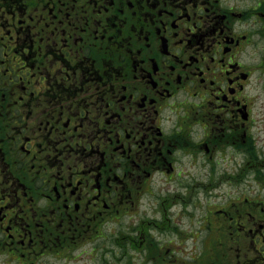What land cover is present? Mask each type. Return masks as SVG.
Here are the masks:
<instances>
[{
    "label": "flooded vegetation",
    "instance_id": "1",
    "mask_svg": "<svg viewBox=\"0 0 264 264\" xmlns=\"http://www.w3.org/2000/svg\"><path fill=\"white\" fill-rule=\"evenodd\" d=\"M253 90L264 0H0V264H264Z\"/></svg>",
    "mask_w": 264,
    "mask_h": 264
},
{
    "label": "rangeland",
    "instance_id": "2",
    "mask_svg": "<svg viewBox=\"0 0 264 264\" xmlns=\"http://www.w3.org/2000/svg\"><path fill=\"white\" fill-rule=\"evenodd\" d=\"M251 94L254 96L252 100L254 103L252 107V115L254 116V121H255V124L252 125L251 136L256 140V145L258 147L255 145V148H253L252 151V157L254 158L256 167H253L252 165L250 167V174H251L250 186H252L251 187L252 191L248 192V194L250 193L251 197H255L256 195L261 194L259 193V191L261 190L258 189V187L261 186L262 184L264 185V91L258 92L257 90L256 91L253 90ZM206 175L207 174L204 173L202 176L206 177ZM194 180L196 182L201 179H198L196 177ZM254 181H256L255 185H253ZM261 195L264 198V191L263 194ZM190 223L191 220L187 218L185 223L186 228L193 229V226H190ZM75 250L72 251L73 255L69 256V258H74L70 264H102L101 260H94L90 257V255L93 254L92 251H90V249L87 250L85 249L84 258H82V260L78 262L77 256H79V251H75ZM144 255H145V249L139 250L138 252L130 251L128 253L127 258L135 263L138 261H142V257H144ZM107 260H109V256ZM67 261H68L67 254L61 253L59 258V264H66Z\"/></svg>",
    "mask_w": 264,
    "mask_h": 264
}]
</instances>
